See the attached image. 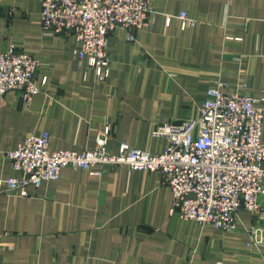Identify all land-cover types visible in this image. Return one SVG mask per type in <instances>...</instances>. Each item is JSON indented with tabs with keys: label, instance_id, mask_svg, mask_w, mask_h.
Returning a JSON list of instances; mask_svg holds the SVG:
<instances>
[{
	"label": "crops",
	"instance_id": "1",
	"mask_svg": "<svg viewBox=\"0 0 264 264\" xmlns=\"http://www.w3.org/2000/svg\"><path fill=\"white\" fill-rule=\"evenodd\" d=\"M40 10V0H0V52L13 47L42 63L28 108L17 91L0 99L2 179L16 176L6 153L44 132L50 151H92L108 127L111 153L126 143L160 154L168 142L151 129L196 119L218 85L248 87L264 113V0H153L149 28L133 41L124 29L108 37L104 82L75 55L73 36L42 34ZM180 12L193 27L165 25ZM100 169L65 168L24 196L0 194V264H264V247H247V230L264 227V197L261 220L240 210L223 232L172 216L160 173Z\"/></svg>",
	"mask_w": 264,
	"mask_h": 264
},
{
	"label": "built area",
	"instance_id": "2",
	"mask_svg": "<svg viewBox=\"0 0 264 264\" xmlns=\"http://www.w3.org/2000/svg\"><path fill=\"white\" fill-rule=\"evenodd\" d=\"M41 32L45 36H73L77 57L86 58L98 82L109 75L108 37L118 29L129 32L150 27L153 0H40ZM179 20L181 28L195 21L185 12L165 15V25ZM42 63L13 47L0 52V99L17 91L28 108L40 93L36 73ZM45 83V81H44ZM243 86L226 93L220 86L209 88L199 116L178 124L154 126L151 136L163 137L167 146L151 154L120 143L108 150L109 128L96 137L92 151H50L49 135L31 136L6 153L16 176L0 178V194L26 195L29 186L58 179L62 169L101 176L96 167L119 165L132 171L158 172L171 193L170 214L183 221L231 232L237 214L245 210L261 220L264 197V144L261 141L263 110ZM247 247H264V227L247 230Z\"/></svg>",
	"mask_w": 264,
	"mask_h": 264
}]
</instances>
